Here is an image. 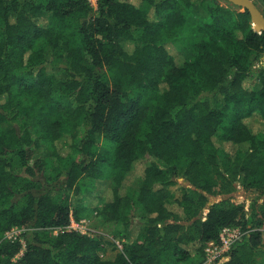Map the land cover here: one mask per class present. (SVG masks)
I'll use <instances>...</instances> for the list:
<instances>
[{
	"label": "trees",
	"instance_id": "16d2710c",
	"mask_svg": "<svg viewBox=\"0 0 264 264\" xmlns=\"http://www.w3.org/2000/svg\"><path fill=\"white\" fill-rule=\"evenodd\" d=\"M262 58L225 0H0V264H204L224 228L247 233L217 264H264ZM240 186L249 210L211 204ZM93 211L123 228L113 260L65 230Z\"/></svg>",
	"mask_w": 264,
	"mask_h": 264
},
{
	"label": "rangeland",
	"instance_id": "374dc122",
	"mask_svg": "<svg viewBox=\"0 0 264 264\" xmlns=\"http://www.w3.org/2000/svg\"><path fill=\"white\" fill-rule=\"evenodd\" d=\"M133 3H139V0H128ZM256 6L260 9L262 15L264 16V7L263 4L260 2V0H253ZM91 5L94 8H97V0H90ZM221 5L227 6L225 2H220ZM241 9V8H239ZM243 11V9H241ZM170 53L174 56L177 62H180L181 59L184 58V55L181 53L180 50L176 49L175 46H170L169 48ZM261 65H264V58H262L261 62L259 64H256V67H259ZM254 127L256 130L263 128L257 121L254 123ZM49 150L47 148H42L36 155V158L40 157H47L49 156ZM140 181L137 180L138 184ZM135 184V187L137 186ZM183 186H186V184L183 182V180H178V184L173 187V191L176 193L177 196L180 194V190ZM108 184L106 185L103 181L96 182L94 187H91L90 191L88 193L83 194V197L85 199H82L84 203L91 207H96L100 205L99 209H101L102 201L99 200L100 197H105L106 195H109L108 193ZM257 197L256 193H253L252 191L246 190L244 187L240 186L238 191L232 195L222 197L217 196L211 199V204L222 202L225 199H227L230 203L238 204V205H244L247 210H249V207L251 203L255 200ZM264 202V197L259 200V205H262ZM207 210H205V213ZM206 215V214H205ZM82 221H86L87 223L83 226L84 229L82 230L85 233V235L90 236H102L105 244L103 247V250L101 251V256L105 260H113L118 253L122 252V241L120 239L121 232L123 230L122 226L107 221L106 217L102 214H99L98 211H93L92 215L88 219H83ZM70 228L68 227V231ZM33 231L26 228H15L11 232H9L6 237L10 239H16L20 238V240L25 244V237L29 238L32 236ZM263 232V241H264V228L262 229ZM41 236H56L58 235V231H52L49 232V234H45L44 231L41 232ZM197 246H194L193 250L196 249ZM22 253L17 257H21ZM262 258L264 259V253L261 254ZM202 259L197 256L196 258H193L189 262L185 264H200Z\"/></svg>",
	"mask_w": 264,
	"mask_h": 264
},
{
	"label": "built area",
	"instance_id": "2783aa9c",
	"mask_svg": "<svg viewBox=\"0 0 264 264\" xmlns=\"http://www.w3.org/2000/svg\"><path fill=\"white\" fill-rule=\"evenodd\" d=\"M207 212L205 214H207ZM86 223V221L76 222L72 219L68 227L70 231L85 233L82 230ZM68 227L65 229L66 231H68ZM246 233L247 232L243 231L241 228H224L220 233L219 242H210L206 246V260L204 264H217L225 261L233 246L240 242Z\"/></svg>",
	"mask_w": 264,
	"mask_h": 264
},
{
	"label": "water",
	"instance_id": "95a60500",
	"mask_svg": "<svg viewBox=\"0 0 264 264\" xmlns=\"http://www.w3.org/2000/svg\"><path fill=\"white\" fill-rule=\"evenodd\" d=\"M236 7L248 11L251 17L253 30L256 32H264V16L253 0H225Z\"/></svg>",
	"mask_w": 264,
	"mask_h": 264
}]
</instances>
